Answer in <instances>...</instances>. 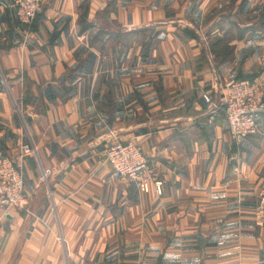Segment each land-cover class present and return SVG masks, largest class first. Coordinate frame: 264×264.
Wrapping results in <instances>:
<instances>
[{
	"label": "crops",
	"instance_id": "obj_1",
	"mask_svg": "<svg viewBox=\"0 0 264 264\" xmlns=\"http://www.w3.org/2000/svg\"><path fill=\"white\" fill-rule=\"evenodd\" d=\"M11 1L0 156L37 153L0 264H264V117L236 145L219 107L229 74L264 85V0H47L31 25ZM114 138L141 144V180L113 175Z\"/></svg>",
	"mask_w": 264,
	"mask_h": 264
},
{
	"label": "built area",
	"instance_id": "obj_2",
	"mask_svg": "<svg viewBox=\"0 0 264 264\" xmlns=\"http://www.w3.org/2000/svg\"><path fill=\"white\" fill-rule=\"evenodd\" d=\"M47 0H12L7 7L14 11L16 20L23 25H31L42 5ZM222 109L228 133L236 145H241L258 134L264 117V86L256 81L241 80L229 74L220 85ZM210 101V97L205 95ZM34 144L19 142L13 154L0 156V221L20 209L26 199V182L23 165L27 158L36 155ZM106 161L113 175L122 179H139L148 171L149 161L141 144L134 139L114 138L106 151ZM49 172H45L47 177ZM145 176V175H144ZM142 188H147L146 178Z\"/></svg>",
	"mask_w": 264,
	"mask_h": 264
},
{
	"label": "rangeland",
	"instance_id": "obj_3",
	"mask_svg": "<svg viewBox=\"0 0 264 264\" xmlns=\"http://www.w3.org/2000/svg\"><path fill=\"white\" fill-rule=\"evenodd\" d=\"M226 4L228 3L229 4V1L227 2H225ZM221 4H223V3H221ZM196 18H197V20H199V15H194ZM228 17H229V21H230V15H228ZM208 22H210L211 24L212 23H215L216 22V18H215V15L214 14H212V15H209V19H208ZM211 32H212V30L211 31H209V35L208 36H206V40H207V42H210L209 40H211V42L210 43H207V44H209V49L211 50V51H213V52H215L216 51V49H215V47L214 46H216V44H217V42L219 41V36H216V35H213V36H211L212 34H211ZM215 31H213L212 33H214ZM232 30L231 31H227V33L223 36L225 39H226V37L228 38H231L232 37ZM226 36V37H225ZM225 78V77H224ZM223 80V79H222ZM262 84V83H261ZM264 86V85H263ZM130 139H134L136 142H137V140L135 139V138H130ZM130 139H127V140H130ZM138 143V142H137ZM148 159V158H147ZM149 161V160H148Z\"/></svg>",
	"mask_w": 264,
	"mask_h": 264
}]
</instances>
